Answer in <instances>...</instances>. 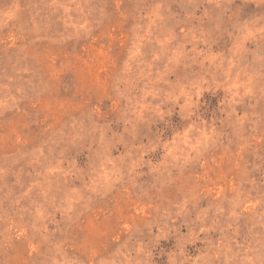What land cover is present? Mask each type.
I'll list each match as a JSON object with an SVG mask.
<instances>
[{
    "label": "rangeland",
    "instance_id": "1",
    "mask_svg": "<svg viewBox=\"0 0 264 264\" xmlns=\"http://www.w3.org/2000/svg\"><path fill=\"white\" fill-rule=\"evenodd\" d=\"M0 264H264V0H0Z\"/></svg>",
    "mask_w": 264,
    "mask_h": 264
}]
</instances>
